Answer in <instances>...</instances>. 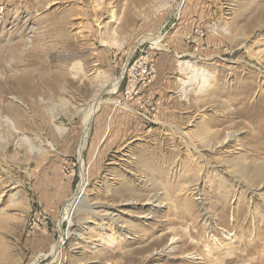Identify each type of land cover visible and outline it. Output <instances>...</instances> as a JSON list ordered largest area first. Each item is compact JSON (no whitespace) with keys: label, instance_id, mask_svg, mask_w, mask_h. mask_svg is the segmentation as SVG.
Segmentation results:
<instances>
[{"label":"rangeland","instance_id":"rangeland-1","mask_svg":"<svg viewBox=\"0 0 264 264\" xmlns=\"http://www.w3.org/2000/svg\"><path fill=\"white\" fill-rule=\"evenodd\" d=\"M0 264H264V0H0Z\"/></svg>","mask_w":264,"mask_h":264},{"label":"built area","instance_id":"built-area-1","mask_svg":"<svg viewBox=\"0 0 264 264\" xmlns=\"http://www.w3.org/2000/svg\"><path fill=\"white\" fill-rule=\"evenodd\" d=\"M137 72V76H138V79H137V82H133L131 83L130 87H134V86H137L142 79H144V76L147 75V76H150L148 73L152 72L150 67H148V65H146V67L143 68V70H141L140 72H138V69L137 70H134ZM128 94H131V92H127Z\"/></svg>","mask_w":264,"mask_h":264},{"label":"bare ground","instance_id":"bare-ground-1","mask_svg":"<svg viewBox=\"0 0 264 264\" xmlns=\"http://www.w3.org/2000/svg\"><path fill=\"white\" fill-rule=\"evenodd\" d=\"M93 111H94V109L90 111V116H91V113H92ZM10 112H11L12 114H14L16 117H20V114H19V112H18L16 109H10ZM83 187H85V186H81V188L79 189V193H78V194L83 193ZM56 255H57V254H56Z\"/></svg>","mask_w":264,"mask_h":264}]
</instances>
